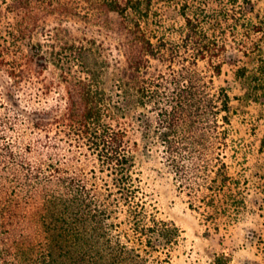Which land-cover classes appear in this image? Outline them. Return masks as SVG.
<instances>
[{
    "label": "trees",
    "instance_id": "1",
    "mask_svg": "<svg viewBox=\"0 0 264 264\" xmlns=\"http://www.w3.org/2000/svg\"><path fill=\"white\" fill-rule=\"evenodd\" d=\"M15 1L27 10L31 6V0ZM89 1L95 18L104 17L106 25L120 30L121 91L104 86L101 73L108 60L90 57V46L74 43L65 47V58L52 50L42 59L29 60L39 73L60 71L64 106L45 104L25 115L0 96V264L164 262L161 254H169L179 228L148 210L136 174L135 142L122 120L130 106H152L159 112L155 128L183 188L200 194L205 184L195 188L194 179H208L211 172L216 173L215 183L206 185L212 193L229 181L223 152L215 154L213 138L222 135H215L221 119L230 122V94L210 90L206 74L186 64H210L211 81L222 73L227 57L221 53L227 44L217 39L216 8L209 0ZM55 2L63 3L49 4ZM235 4L245 12L252 0ZM172 8L184 20L177 42L162 30ZM155 60H178L182 66L170 79L151 70ZM77 69L82 74L77 75ZM50 91H44L42 99H49ZM201 199L216 203L214 194ZM121 211L129 215L135 237L126 230L117 232L128 220L120 218Z\"/></svg>",
    "mask_w": 264,
    "mask_h": 264
},
{
    "label": "rangeland",
    "instance_id": "2",
    "mask_svg": "<svg viewBox=\"0 0 264 264\" xmlns=\"http://www.w3.org/2000/svg\"><path fill=\"white\" fill-rule=\"evenodd\" d=\"M62 1L52 6L51 0H31L27 10L15 0H0V96L25 115L45 104L48 108L64 106L66 101L60 71L39 73L30 58L42 59L52 50L65 58L69 53L65 47L74 43L90 46V57L108 60L109 66L101 73L104 86L108 91H121L117 87L118 61L124 60L120 30L106 25L104 17L95 18L89 0ZM209 1L218 13L217 39L227 44L221 53L227 62L222 73L213 76L214 81L210 64H186L206 74L204 82L210 90L225 89L231 97L230 122L221 119L215 134L221 132L224 137L213 138L215 154L223 152L230 176L224 189L213 193L208 189V184L215 183L213 172L208 179H194L195 188L205 184L200 194L182 187L181 177L166 158L161 133L155 128L159 112L152 106H130L122 120L135 142L136 174L150 214L179 228L177 239L168 245L169 254H161L162 264H264V0H252L245 12L235 0ZM162 30L171 42L181 41L184 20L178 9L167 12ZM34 51L38 52L35 56ZM185 56L189 58V53ZM181 66L178 60H155L151 70L172 79L171 72ZM75 72L82 74L78 69ZM48 90L51 97L42 99ZM203 194H214L215 205L205 203ZM120 218L128 220L117 232L126 230L135 237L129 215L121 211Z\"/></svg>",
    "mask_w": 264,
    "mask_h": 264
}]
</instances>
